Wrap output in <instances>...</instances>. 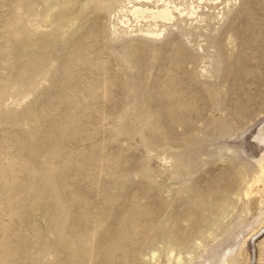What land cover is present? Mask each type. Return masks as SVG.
Returning a JSON list of instances; mask_svg holds the SVG:
<instances>
[{"label": "rangeland", "instance_id": "obj_1", "mask_svg": "<svg viewBox=\"0 0 264 264\" xmlns=\"http://www.w3.org/2000/svg\"><path fill=\"white\" fill-rule=\"evenodd\" d=\"M212 1L0 0V264H264V0Z\"/></svg>", "mask_w": 264, "mask_h": 264}, {"label": "bare ground", "instance_id": "obj_2", "mask_svg": "<svg viewBox=\"0 0 264 264\" xmlns=\"http://www.w3.org/2000/svg\"><path fill=\"white\" fill-rule=\"evenodd\" d=\"M215 3L218 4L220 0H213ZM212 1V2H213ZM135 2L141 3V4H152L153 6L150 10L148 7L147 12H144L141 8L135 5ZM123 6L121 7L119 14L121 15V20L119 21V24H121L122 30L130 31L131 32H139V36L151 38V39H159L163 37V33L166 30V26L169 25L168 22L170 20H182L187 19L190 21L189 26L192 27V20L199 17V20H197L195 23L201 22L203 19L201 18L203 14L200 9V5L204 3V0H197L196 2H192L190 4H187L185 6H178L174 3L172 0H124ZM152 10H157V15L153 16L152 19L145 20L144 24H142V21H138L135 25H133L132 18L135 14H137L139 11L141 12V17L145 18V14L148 15L151 14ZM177 17H176V16ZM205 16V14H204ZM183 21V20H182ZM188 24V23H187ZM142 25V26H141ZM138 28V29H134ZM143 28H146L145 30ZM123 33V32H122ZM264 175L256 177L255 178V184L262 183V192L264 193V181L262 180ZM252 183V182H251ZM264 195V194H263ZM263 201V200H262ZM227 260V259H226ZM233 261V260H232ZM225 262H230L229 260Z\"/></svg>", "mask_w": 264, "mask_h": 264}]
</instances>
